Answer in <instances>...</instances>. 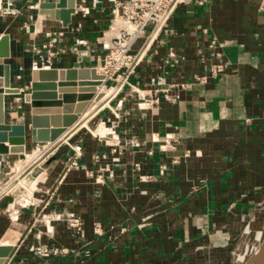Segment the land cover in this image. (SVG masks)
I'll return each instance as SVG.
<instances>
[{
	"label": "crops",
	"instance_id": "obj_1",
	"mask_svg": "<svg viewBox=\"0 0 264 264\" xmlns=\"http://www.w3.org/2000/svg\"><path fill=\"white\" fill-rule=\"evenodd\" d=\"M13 1L21 13L0 16V34L11 39L12 87L29 93L33 68H71L82 52L89 54L82 67L99 64L114 35L111 2L86 17L74 14L64 27L31 9L32 0ZM199 1L178 5L128 84L117 92L115 82L99 88L106 95L89 101L57 141L69 145L60 159L28 168L45 146L31 134L24 157L0 156V183L16 182L10 191L21 188L28 203L14 207L10 192L0 194V238L11 222L24 225L7 264H226L244 224L264 229V0ZM92 2L77 0V8ZM51 42L56 55L49 58L44 46ZM215 64L224 68L220 76L194 82ZM157 92L159 102L144 106L142 95ZM22 95L7 97V123H29ZM28 154L34 159L24 166ZM75 216L83 220L82 237L66 225ZM99 221L101 236L94 232ZM54 246L70 253L37 255Z\"/></svg>",
	"mask_w": 264,
	"mask_h": 264
},
{
	"label": "water",
	"instance_id": "obj_2",
	"mask_svg": "<svg viewBox=\"0 0 264 264\" xmlns=\"http://www.w3.org/2000/svg\"><path fill=\"white\" fill-rule=\"evenodd\" d=\"M76 8L77 0H57L41 3L39 12L52 20L61 21L64 27H68L72 23ZM84 55L89 56L88 52H82L71 68H33L30 92L23 94L21 88L11 86L12 70L8 62L12 57L10 35L0 34V67L4 70L3 76H0V156L24 157L30 134L32 138L35 135V142L43 145L59 143L57 141H60L61 135L78 120L89 101L94 99L98 102L106 95V91L99 90L100 87L106 88L105 76L99 74L96 67H82L85 62ZM11 95H22L23 102L30 106L29 123L6 122V100ZM75 103L77 106H74ZM27 128L31 132H27ZM65 140L60 142L61 146L44 161L42 168H47L68 152L69 145ZM8 185L0 183V194L6 191ZM23 229L22 223L13 221L1 236L0 264H7L9 258L14 255ZM247 264H264V234L257 251Z\"/></svg>",
	"mask_w": 264,
	"mask_h": 264
},
{
	"label": "built area",
	"instance_id": "obj_3",
	"mask_svg": "<svg viewBox=\"0 0 264 264\" xmlns=\"http://www.w3.org/2000/svg\"><path fill=\"white\" fill-rule=\"evenodd\" d=\"M46 0H32L31 9L39 7V5ZM112 3V18L109 25V31L114 32L109 42H105V54L99 61V64L94 66L97 71L101 72L105 76V85L107 82H115V86L112 87V92L120 90L125 84L129 83L131 76L136 74L139 65L141 64L140 55L147 46V44L163 30H168V25L171 17L174 15L178 5L183 0H108ZM204 0L198 2L202 5ZM103 0H93L90 7L76 8L75 14H80L83 17L90 15V12L94 10H102ZM21 13V10L14 7V1L8 0L6 6L2 9V14L6 16H16ZM81 25H78V30ZM143 42L142 46L135 51L134 48L139 42ZM77 42L81 46L86 45L84 39H77ZM217 42L215 39L211 41L210 49L215 50ZM54 42L48 43L44 48L48 49V56L54 57L56 54L52 51ZM38 53H42L39 49ZM177 52H172L170 57H177ZM212 56H220L219 54H212ZM170 58V59H171ZM169 60H167L168 63ZM43 68H50V65L43 64ZM224 71L222 64H215L211 67L210 71L203 75H197L194 78L196 84H207L209 80L216 79ZM157 92L155 95L150 96L146 100V95H142L144 106H151L154 103H158L161 96ZM169 99V98H167ZM60 143L51 145H45L41 152L40 162H34L28 168L34 165H39L49 156H51L59 147ZM76 162H72L75 165ZM27 168V169H28ZM26 169V170H27ZM25 170V172H26ZM25 179V176H24ZM13 182H8V187ZM29 189V188H28ZM22 196V195H20ZM24 202H27L26 200ZM25 205V204H24ZM28 205V203L26 204ZM25 205V206H26ZM67 227L74 233L79 234L81 237L84 235L83 220L79 216L70 217L66 220ZM125 228H120V234L125 232ZM94 232L98 236L104 234V226L101 221L97 222L94 226ZM70 251L67 248H60L57 246L38 250L37 255L44 258L62 257L69 254Z\"/></svg>",
	"mask_w": 264,
	"mask_h": 264
},
{
	"label": "rangeland",
	"instance_id": "obj_4",
	"mask_svg": "<svg viewBox=\"0 0 264 264\" xmlns=\"http://www.w3.org/2000/svg\"><path fill=\"white\" fill-rule=\"evenodd\" d=\"M21 160H23V159H21ZM13 168H14V166H13ZM12 176H13V174L10 177H12ZM13 183H14L13 185L16 184V182H13ZM13 185L9 186L6 189L7 192H10L9 195L7 196V198H6V201L9 204L10 203H15V205L12 204L14 207H17L19 205L21 206V204H24V200H25V198L23 200V197L20 196V195H22V190H21V188H17V189L15 188L12 191H10L14 187ZM25 187L28 188L27 185H25ZM27 193H29V192L27 191ZM246 225H247V223L243 225L241 231L239 232V234H237V236L233 240V243L227 249V253H228V256H227L228 258L227 259H228V261H227L226 264H237V258H238V256L240 254L245 253V252H246L245 254L247 256L246 257L247 259L245 260V262L248 263V261L251 258V256L255 254L254 253L255 249H253L254 246H256L257 244H260L261 243V241H262V238H261V236H262V230L259 231V232L257 231V232L254 233L251 229L249 230L248 229V225L247 226ZM261 225L264 227V220H263V222H261ZM245 227H246V231L249 234H251V235H247V234H245V232H243V230H245Z\"/></svg>",
	"mask_w": 264,
	"mask_h": 264
},
{
	"label": "bare ground",
	"instance_id": "obj_5",
	"mask_svg": "<svg viewBox=\"0 0 264 264\" xmlns=\"http://www.w3.org/2000/svg\"><path fill=\"white\" fill-rule=\"evenodd\" d=\"M155 37V36H154ZM147 47H148V45L145 47V49L143 50V52L141 53V55H140V60H141V62L143 61V56H144V53L146 52V50H147ZM40 157H41V152H40V150H39V157H37V159H35L34 161H33V159H34V155H32V154H28L27 156H26V158L23 160V162H22V164H24V166H27V165H29L32 161V164L34 163V162H40L41 160H40ZM17 170H14L13 171V176L15 175V172H16ZM24 177H23V175L21 174L20 176H19V180H18V183H19V181H20V183L22 182V188L26 191V187H25V182H26V180L24 179ZM35 179V178H34ZM17 179H15V181H16ZM13 181H14V179H13ZM28 186V185H27ZM25 193V192H24ZM24 200V199H23ZM25 201V200H24ZM261 226L259 225V228H260ZM264 228V227H263ZM248 229L250 230L251 229V227H250V225H248ZM261 231V230H260ZM263 234H264V229H262V236H261V238H263ZM261 240V239H260ZM259 245L260 244H257L256 246H254V248L253 249H255V251H254V253L257 251V249H258V247H259ZM245 250V249H244ZM248 250V249H247ZM246 253V252H245ZM245 253H243V254H240L239 256H238V258H237V264H247V262H245V260L247 259L246 257V254ZM253 253V254H254Z\"/></svg>",
	"mask_w": 264,
	"mask_h": 264
}]
</instances>
